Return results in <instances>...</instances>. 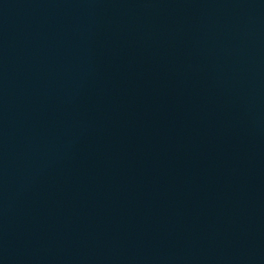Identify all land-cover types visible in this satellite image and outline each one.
<instances>
[{"label":"water","instance_id":"water-1","mask_svg":"<svg viewBox=\"0 0 264 264\" xmlns=\"http://www.w3.org/2000/svg\"><path fill=\"white\" fill-rule=\"evenodd\" d=\"M0 264H264V0H0Z\"/></svg>","mask_w":264,"mask_h":264}]
</instances>
